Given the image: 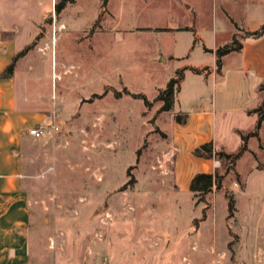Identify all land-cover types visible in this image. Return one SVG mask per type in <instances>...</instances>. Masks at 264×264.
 Listing matches in <instances>:
<instances>
[{
    "label": "rangeland",
    "instance_id": "rangeland-1",
    "mask_svg": "<svg viewBox=\"0 0 264 264\" xmlns=\"http://www.w3.org/2000/svg\"><path fill=\"white\" fill-rule=\"evenodd\" d=\"M62 2L0 0L4 23L27 19L16 43L21 48L27 37L31 46L27 97L50 119L45 135L23 147L30 264H120L123 255H143L148 264L164 241L153 247L158 251L147 250L149 230L168 235L187 230L189 217L193 225L201 220L195 207L203 204L192 207L184 195L179 210L160 182L174 178V115L213 104L221 149L215 151L236 161L214 157L223 183L208 196L213 217L194 226L200 229L190 239L199 243L190 250L192 264L207 262L202 246L214 238V225L223 229L227 196L235 206L231 240L241 236L243 252L264 260V120L253 136L259 114L248 113L264 101L263 60L246 73L241 53L233 52L224 59L223 77L193 71L215 66L206 47H222L234 36L242 44L263 38L244 36L264 26V1L69 0L58 9ZM170 23L179 30L168 34ZM179 70L184 79L173 108L159 112V90Z\"/></svg>",
    "mask_w": 264,
    "mask_h": 264
},
{
    "label": "crops",
    "instance_id": "crops-1",
    "mask_svg": "<svg viewBox=\"0 0 264 264\" xmlns=\"http://www.w3.org/2000/svg\"><path fill=\"white\" fill-rule=\"evenodd\" d=\"M186 6L187 8L192 7L191 4ZM2 19V14H0V264H30L31 203L28 180L25 178L23 147L29 138H34L29 135V129L43 126L48 128L46 124L49 123L50 119L44 107L32 104L31 99L27 97V55L22 58L25 63L24 67H18L19 60L12 77H1V74L12 62L13 57L23 50V47L27 46L26 37L22 47H16L18 38L24 32L23 28L27 27V19L10 24L4 23ZM168 28L171 29L168 34L179 30L175 23H170ZM255 30L258 29L251 31ZM205 49L214 55L215 66L210 67L209 73H194L198 76L223 77L222 68L219 71L216 67L215 50L217 48L210 50L206 47ZM240 53L242 55L240 67L244 72L248 73L249 68L252 71V67L259 60H263L262 69L264 70V36L257 41L244 42ZM170 56L175 59L174 56ZM225 58L226 56L223 58V64ZM186 114L188 117L184 125L177 123L175 121L176 114L174 115L172 144L177 151L174 160V178L160 182L162 187L166 186L169 189L168 197H171L179 210L182 208L181 199L184 195L191 200L192 207H195V201L197 203V199L190 190L195 175L199 173L214 174L218 171L214 158H200L195 156L193 151L209 142L213 143L214 150L219 151L220 149L216 129L215 105L213 104L208 108L200 106ZM215 189L221 188L214 187L213 191ZM210 194L206 195L204 201L199 203L203 205L195 207L200 208L202 214L204 211L206 213V218L202 223L207 222L211 216L213 217L211 213H213L214 206L208 199ZM229 201L230 197L227 196L224 204L226 219L224 217L223 220L226 221L222 226L223 229L219 228L218 223L214 225L211 229L214 238L202 246V250L209 255L204 264H264V260L257 259L255 253L247 256L243 252V240L240 235L238 243L234 244L231 240L233 235L230 231L232 229L231 219H235V216L231 214ZM142 209L144 208L142 207ZM177 211L176 209V214ZM128 219L134 222L138 217H128L124 221L126 222ZM193 219L189 217L187 220L190 225L187 230L177 228L168 235L149 230L146 234L149 248L146 249L149 251L160 250L161 253L156 252L149 255L150 262L148 264H192L194 260L190 250L199 247V243L194 242L191 245L190 239L200 229L199 227L194 230ZM219 234L221 237L218 236ZM159 240H164L162 247L158 250L154 249L153 247L158 245L157 241ZM219 240L220 242H217ZM133 243L138 245L137 241H133ZM105 249L108 250L109 245L105 246ZM122 257L120 264H145L144 262L147 261L143 255H123ZM99 264H109V262L105 261Z\"/></svg>",
    "mask_w": 264,
    "mask_h": 264
},
{
    "label": "trees",
    "instance_id": "trees-1",
    "mask_svg": "<svg viewBox=\"0 0 264 264\" xmlns=\"http://www.w3.org/2000/svg\"><path fill=\"white\" fill-rule=\"evenodd\" d=\"M69 0H63L61 5H57L58 9H62L64 5L68 2ZM262 36H264V26L261 27L258 30L255 31H250L247 32L244 38H252V39H259ZM31 46H26L23 50L18 52L12 59V62L9 64V66L6 68V70L1 74L2 78H9L13 76L14 70L16 63L25 57L27 53L30 51ZM243 49V44L242 42L237 38V36H234L233 41L219 47L215 50V55H216V67L220 71L223 65V58L230 53L233 52H240ZM195 73H201V72H206L209 73V69L206 68L205 70H199V69H193ZM184 72L182 70H179L176 73V76L172 78L167 86L163 89L159 90V93L155 99L156 102L162 103V106L159 110V112H164V111H170L173 108V105L175 103L177 94L180 89L181 82L184 79ZM264 89V84L260 86V90ZM125 93H128L126 91ZM105 94L98 96V97H103ZM116 97H121V93L116 92L115 93ZM139 97H142L145 100L146 106L149 108L152 106V102L147 100L144 96L140 95ZM249 114L251 113H258L259 114V121L258 125L256 127V131L252 133L253 136L258 135V129L261 126L262 121L264 120V101L262 102V105L252 111L248 112ZM187 117L188 115L186 113L183 114H177L175 116V121L181 125L186 124L187 122ZM245 139V137H244ZM243 150H246V146L242 147ZM193 154L197 157L200 158H205V159H212L215 156H217L219 159H225L230 161L231 165L235 164L236 157L233 154H227L223 151L216 152L213 147V143H205L198 148H196L193 151ZM223 178L224 175H221L219 171L215 172L214 174H206V173H199L195 175L191 182V187L190 190L193 193L194 197L197 199V203H200L204 201V198L206 195L212 193L214 187L216 188H221L222 183H223ZM229 209L231 211V214H233V211L235 210L234 206V200L230 198L229 201ZM206 218V213L205 211L203 212V217L201 220H195V226L197 225L198 221H203Z\"/></svg>",
    "mask_w": 264,
    "mask_h": 264
},
{
    "label": "built area",
    "instance_id": "built-area-1",
    "mask_svg": "<svg viewBox=\"0 0 264 264\" xmlns=\"http://www.w3.org/2000/svg\"><path fill=\"white\" fill-rule=\"evenodd\" d=\"M51 130H53L54 132H57L59 128L57 125L53 124L51 125ZM47 131H48V128L46 127H33L29 129L28 133L30 136L34 138H42Z\"/></svg>",
    "mask_w": 264,
    "mask_h": 264
}]
</instances>
